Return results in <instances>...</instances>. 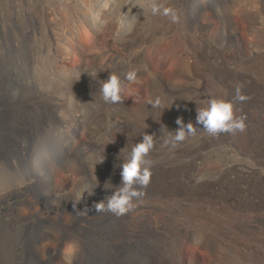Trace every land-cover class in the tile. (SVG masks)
I'll return each mask as SVG.
<instances>
[{
  "label": "rangeland",
  "instance_id": "374dc122",
  "mask_svg": "<svg viewBox=\"0 0 264 264\" xmlns=\"http://www.w3.org/2000/svg\"><path fill=\"white\" fill-rule=\"evenodd\" d=\"M204 1L152 0L158 12L124 15L109 4L99 12L100 0H0V190L13 187L0 195V264H66L70 244L72 264H264V0ZM228 69L233 90L216 91L212 70ZM113 72L124 84L118 104L100 91ZM212 98L233 101L251 149L235 132L195 125ZM178 117L196 134L165 145ZM62 132L73 147L55 157L59 187L36 175L20 184L19 149L52 148ZM145 132L155 146L143 195L124 215L96 212ZM85 187L93 194L80 199Z\"/></svg>",
  "mask_w": 264,
  "mask_h": 264
},
{
  "label": "clouds",
  "instance_id": "9594fccd",
  "mask_svg": "<svg viewBox=\"0 0 264 264\" xmlns=\"http://www.w3.org/2000/svg\"><path fill=\"white\" fill-rule=\"evenodd\" d=\"M159 10L157 7L152 8L153 13ZM170 11L169 8H163V14L166 16L169 15ZM89 74L93 76L91 72ZM125 78L129 82L134 81L136 79L135 70L128 72ZM123 88L124 84L122 83L121 77L115 72L110 73L100 88L103 100L110 104L120 103ZM236 99L240 101L246 99L244 95L240 94L239 89H237ZM149 103L153 107H158L160 101L156 100L153 102L149 100ZM176 123L179 127L174 132L169 131L168 137L164 141L165 145L171 144L175 147L188 136H194L196 134L197 129L193 122L189 121L185 123L182 117H178ZM195 125L201 126L210 135H216L222 132H235L237 130L243 131L245 128L244 117L235 116L233 101L222 98H212L206 106L198 107ZM154 146L155 134L145 132L142 139L133 145L130 154L123 159L120 165V186L116 187L105 199L94 203L93 207L96 212L106 210L117 216H121L133 207V201L143 195L140 189L146 188L150 183L152 176L151 162L146 157ZM99 162H103V160ZM85 192L88 195L93 194V190L89 192L85 187L79 193L80 199H82ZM75 251L76 247L72 244L68 245L65 249L64 259L66 264H72Z\"/></svg>",
  "mask_w": 264,
  "mask_h": 264
},
{
  "label": "bare ground",
  "instance_id": "6f19581e",
  "mask_svg": "<svg viewBox=\"0 0 264 264\" xmlns=\"http://www.w3.org/2000/svg\"><path fill=\"white\" fill-rule=\"evenodd\" d=\"M102 1V3L99 2V5H94V7L99 11V12H102V11H105L106 9V6L107 4H109V9H111V11H115L116 9H118V11H122L123 13H125L124 15H128L129 13L128 12H131V9L134 10V9H140V10H143L145 15L149 14V13H152V8L154 7L153 5V2L152 0H141V6L139 5H136V1H139L140 0H127V2L125 3H122L124 2L125 0H100ZM129 1V2H128ZM144 2V4H143ZM165 2H167V0H165ZM205 2L204 0H194V2L191 4V7H194L195 6L197 8L201 7ZM97 4V3H96ZM207 4H205L206 6ZM93 6V5H92ZM91 7V6H90ZM140 7V8H139ZM204 7V5H203ZM209 8V7H208ZM205 11L206 9L203 8ZM92 10V9H91ZM94 10V8H93ZM202 10V9H201ZM203 11V10H202ZM143 15V14H142ZM201 15L204 16V14L202 13ZM206 15V14H205ZM202 16V17H203ZM144 17V16H143ZM97 18V19H96ZM95 18V21H98L99 19V16ZM125 19V17H124ZM127 19V17H126ZM125 19V21H127ZM209 19V18H208ZM210 20V19H209ZM204 21V20H203ZM204 23V22H203ZM210 23L208 22V25ZM212 25V24H210ZM129 27H124L122 29V32L125 34L126 32H128V29ZM134 28V27H133ZM131 31V30H130ZM135 31V30H134ZM133 32V31H131ZM247 47H250L252 49V46H251V43H247L246 45ZM246 47V48H247ZM191 60V59H190ZM189 60V61H190ZM58 62V61H57ZM196 62V61H195ZM189 63V62H188ZM99 64L97 63L96 66H98ZM230 64L227 65V67L229 66ZM100 67V66H99ZM97 68V67H96ZM95 68V69H96ZM149 68V67H148ZM147 68V69H148ZM189 69V68H188ZM152 71V69H151ZM64 72V71H63ZM148 72V70H147ZM213 72V75H214V79L211 80V83L210 85L216 90V91H219L220 89H223V88H228V87H231V89L233 88L232 86H234L233 82L230 83V81H234L232 79V74H231V71L228 69L227 70V74L229 77L221 74L220 72H216L215 70H212ZM96 73V72H95ZM98 73V72H97ZM60 74V73H59ZM68 74V73H67ZM78 75V74H76ZM101 75V74H100ZM103 75V74H102ZM70 76V75H69ZM75 76V75H74ZM80 76V74H79ZM77 77V76H76ZM62 78V77H61ZM63 79L66 80V78L64 77ZM76 79V78H74ZM229 80V83L227 84ZM75 81V80H74ZM207 84V83H206ZM222 86V87H221ZM211 90V88H208ZM247 91H248V88H246ZM233 90V89H232ZM252 95L249 96V98H251ZM55 109V112H56V116H59L64 123H66V120L63 119V114H64V107H62V105L59 103V101L57 99H55V102H54V105H53V110ZM235 112V116L236 117H242L241 113H239L240 111L238 109H235L234 110ZM66 113V112H65ZM55 116V115H54ZM246 126V124H245ZM236 134H238L242 144L247 148V149H251L252 146L254 145L255 143V139H254V136L253 134L251 133V131L245 127L243 131H240V130H237L235 131ZM234 134V132H233ZM235 135V134H234ZM259 142V140H257ZM260 143V142H259ZM56 142L52 144V148L51 146H47V147H44L40 150H36V151H33L32 153H28V154H24L23 149H19V151L23 154V156L25 157V164H26V168H27V174L28 175V179L26 182H22L20 184H24L25 185H30L31 184V180L29 179L30 176L32 175H36V176H47L48 178H50L51 180H53L56 184H58V187H59V181L56 180L57 177H58V174L59 172L54 170L53 168V165H54V161L56 160L55 157L57 155L58 156H63V153H70L71 150H72V142H71V138L65 134L64 132H62L61 134V138L60 140L58 141L57 145L55 146ZM29 151V150H27ZM85 159V158H84ZM102 160V159H101ZM86 162V161H85ZM195 181V180H194ZM195 183H197V181H195ZM21 185V186H22ZM13 189V187H6L4 189H1L0 190V195H6L8 190L10 189ZM160 190V189H159ZM175 190V189H174ZM61 191V189L59 190ZM182 194V193H181ZM188 197V196H187ZM183 199V197H182ZM185 199V198H184ZM186 200V199H185ZM128 213V212H127Z\"/></svg>",
  "mask_w": 264,
  "mask_h": 264
}]
</instances>
